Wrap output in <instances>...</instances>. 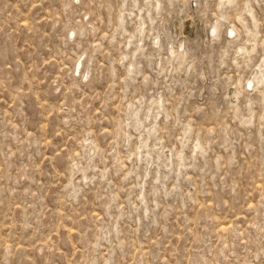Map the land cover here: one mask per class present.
Masks as SVG:
<instances>
[{
  "label": "rangeland",
  "instance_id": "374dc122",
  "mask_svg": "<svg viewBox=\"0 0 264 264\" xmlns=\"http://www.w3.org/2000/svg\"><path fill=\"white\" fill-rule=\"evenodd\" d=\"M0 264H264V0H0Z\"/></svg>",
  "mask_w": 264,
  "mask_h": 264
},
{
  "label": "bare ground",
  "instance_id": "6f19581e",
  "mask_svg": "<svg viewBox=\"0 0 264 264\" xmlns=\"http://www.w3.org/2000/svg\"><path fill=\"white\" fill-rule=\"evenodd\" d=\"M217 31H218V28H217V26L215 25L214 27H213V36H217ZM230 34L231 35H234V30H231V32H230ZM261 84V83H260Z\"/></svg>",
  "mask_w": 264,
  "mask_h": 264
}]
</instances>
